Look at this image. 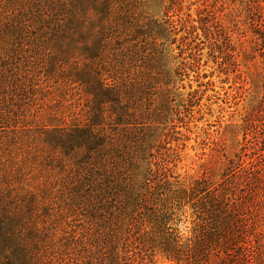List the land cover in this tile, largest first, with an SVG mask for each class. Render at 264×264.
<instances>
[{
    "label": "trees",
    "instance_id": "1",
    "mask_svg": "<svg viewBox=\"0 0 264 264\" xmlns=\"http://www.w3.org/2000/svg\"><path fill=\"white\" fill-rule=\"evenodd\" d=\"M165 1L0 0V264H116L173 124Z\"/></svg>",
    "mask_w": 264,
    "mask_h": 264
},
{
    "label": "rangeland",
    "instance_id": "2",
    "mask_svg": "<svg viewBox=\"0 0 264 264\" xmlns=\"http://www.w3.org/2000/svg\"><path fill=\"white\" fill-rule=\"evenodd\" d=\"M164 7L173 124L155 155L162 176L140 215L119 220L116 264H264V0ZM92 246L97 264L109 249Z\"/></svg>",
    "mask_w": 264,
    "mask_h": 264
}]
</instances>
